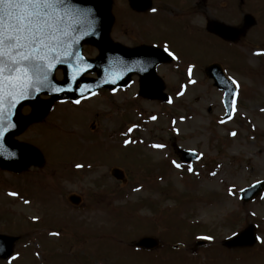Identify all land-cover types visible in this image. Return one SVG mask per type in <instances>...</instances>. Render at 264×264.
Wrapping results in <instances>:
<instances>
[{"label": "rangeland", "instance_id": "rangeland-1", "mask_svg": "<svg viewBox=\"0 0 264 264\" xmlns=\"http://www.w3.org/2000/svg\"><path fill=\"white\" fill-rule=\"evenodd\" d=\"M153 1L158 12L139 18L127 0H111L109 38L125 47L165 43L174 51L175 60L157 67L171 103L138 95L134 74L122 89L55 104L14 136L40 149L43 160L37 174L0 172V233L19 236L10 264H264V190L250 202L238 197L264 179V0ZM245 14L252 26H243ZM212 21L242 27L243 34L227 42L206 30ZM83 53L99 52L86 43ZM212 62L236 81L238 105L226 122L223 94L203 72ZM55 77L62 78L60 70ZM173 140L197 159L182 163ZM114 167L123 182L111 176ZM18 192L27 197L19 200ZM70 194L81 202L70 203ZM251 223L260 237L255 245L223 246ZM142 236L160 245L134 248ZM195 238L206 247L192 251Z\"/></svg>", "mask_w": 264, "mask_h": 264}, {"label": "water", "instance_id": "water-1", "mask_svg": "<svg viewBox=\"0 0 264 264\" xmlns=\"http://www.w3.org/2000/svg\"><path fill=\"white\" fill-rule=\"evenodd\" d=\"M136 10H145L150 6V0H129ZM73 3L82 10V15L69 17L66 19V25L71 28L78 25L74 33H70L72 39L67 41L65 47L60 50L63 57V63L55 64L52 71L48 74V83L40 90L31 91L26 99H20L15 107L9 106V99L5 96L3 104V114L0 119L4 121L8 128L0 136V164L14 169H22L31 164H38L42 160L41 154L34 148L15 144L10 138L22 129V122L18 118V107L23 103H31L36 106L38 113L32 120L40 119L48 110V103L38 99L41 93H47L53 97H68L71 99L82 98L96 91L101 87L116 88L126 84L130 75L137 72L141 76L140 94L152 98H161L166 100V95L162 92L163 85L155 75V66L159 62L168 61L162 50L152 47L124 48L113 44L108 39V29L111 25V18L107 12L110 0H73ZM254 23L250 15L244 16V27ZM209 28L224 38L235 40L243 32V29L226 26L220 23L212 22ZM84 41H90L96 44L101 54L96 59L87 60L81 56V45ZM62 66L65 69L63 82H55L53 79L54 71ZM98 70L97 79H83L85 73ZM206 75L213 78L214 85L225 90V104L229 110V104L233 95L232 84L224 76L218 64H211L204 69ZM80 87H77V84ZM14 125V126H13ZM183 159L190 161L195 158L192 152L181 151ZM112 174L120 179L122 173L118 169H113ZM264 187V181L257 183L241 192L243 200L247 201L253 198ZM70 201L77 204L79 198L71 195ZM254 227L250 226L245 231L235 237L225 241L229 247L250 245L254 242ZM7 239L10 241L8 242ZM15 239L0 235V250L4 252L1 257H7L11 253V246ZM139 246L152 248L157 242L153 238H143L137 243Z\"/></svg>", "mask_w": 264, "mask_h": 264}, {"label": "snow or ice", "instance_id": "snow-or-ice-1", "mask_svg": "<svg viewBox=\"0 0 264 264\" xmlns=\"http://www.w3.org/2000/svg\"><path fill=\"white\" fill-rule=\"evenodd\" d=\"M152 11L155 12L156 9ZM80 15L82 10L73 0H0V117L3 114L5 96L10 101L9 106L15 107L20 99L28 98L31 91H38L46 86L52 68L55 64L63 63L60 50L72 39L70 33H74L78 27L67 26L66 19ZM164 51L176 59L167 47ZM188 71L191 73V67ZM231 82L236 84L235 80ZM7 130L4 121L0 119V136ZM230 135L235 136L236 133ZM152 147L161 148L163 145ZM175 166L181 167L179 164ZM229 194H232L231 190ZM24 203L27 204L28 201L25 200ZM256 239L260 240V237Z\"/></svg>", "mask_w": 264, "mask_h": 264}, {"label": "bare ground", "instance_id": "bare-ground-1", "mask_svg": "<svg viewBox=\"0 0 264 264\" xmlns=\"http://www.w3.org/2000/svg\"><path fill=\"white\" fill-rule=\"evenodd\" d=\"M262 121H263V119H262ZM235 140H233L231 143V149H233V148H235L236 147V145L238 144L236 141L234 142ZM233 147V148H232ZM241 175H242V173L241 172H237L235 175H234V181H235V184L236 185H238L239 183H240V177H241ZM207 182H214V179H209V180H207ZM262 205L264 206V201H263V203H262ZM263 209H264V207H263Z\"/></svg>", "mask_w": 264, "mask_h": 264}]
</instances>
